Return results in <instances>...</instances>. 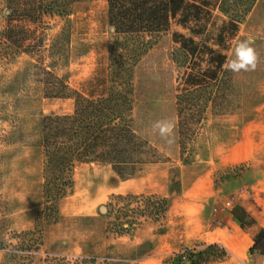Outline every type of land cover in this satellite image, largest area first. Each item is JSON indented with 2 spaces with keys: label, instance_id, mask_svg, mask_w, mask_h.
<instances>
[{
  "label": "rangeland",
  "instance_id": "374dc122",
  "mask_svg": "<svg viewBox=\"0 0 264 264\" xmlns=\"http://www.w3.org/2000/svg\"><path fill=\"white\" fill-rule=\"evenodd\" d=\"M8 14L5 0H0V32ZM212 14L217 26L226 19L217 10ZM45 24L39 55L20 52L6 57L0 52V264H8L7 250L1 246L12 248L15 233L32 230L43 207L40 119L74 109L73 98L45 96V76L38 65L86 91L106 66L113 34L107 0L79 3L68 18L48 17ZM175 32L191 36L189 29L173 23L135 71V125L157 147L162 161L129 178L108 164H77L74 185L59 203L58 221L45 225L39 249L19 251L20 263L46 264L47 257H65L71 264L83 259L88 260L83 264H183V254L190 259L191 253L215 243L212 234H202L219 225L218 214L233 211L243 198L259 207L264 195V0H255L236 36L227 41L229 56L236 40L251 38L259 57L256 69L224 70L206 118L195 135L183 138V147L176 94L184 68ZM161 121L168 126L164 135L155 127ZM175 180L179 185L170 192ZM119 193L167 196L169 208L160 222L142 218L130 233L116 236L106 231V210ZM217 244L214 255L225 257L211 264L228 256L226 246Z\"/></svg>",
  "mask_w": 264,
  "mask_h": 264
},
{
  "label": "trees",
  "instance_id": "16d2710c",
  "mask_svg": "<svg viewBox=\"0 0 264 264\" xmlns=\"http://www.w3.org/2000/svg\"><path fill=\"white\" fill-rule=\"evenodd\" d=\"M85 1L5 0L9 14L6 27L0 32V52L6 57L20 52L39 55L44 47L46 19L68 18L75 6ZM254 3L255 0H107V20L113 34L106 66L95 77V86L86 91L74 89L63 77L37 64L45 76V96L73 98L74 109L40 119L39 144L45 156L43 207L37 212L32 230L15 233L17 243H11L12 248L1 246L7 250L8 264H22L21 251L43 245L44 227L58 221L59 203L74 185L77 164H108L120 176L129 178L146 165L162 161L157 147L135 125V71L143 56L173 23L191 33V36L173 34L179 45L177 57L184 68L179 77L180 91L176 94L182 147L184 137L190 139L197 133L224 73L222 66L230 49L227 41L236 36ZM213 10L226 17L221 25L212 21ZM176 185H179L177 180L173 181L170 192L175 191ZM168 208L169 198L156 193L113 195L106 210V231L122 236L139 226L142 218L160 222ZM164 232L165 229L160 230ZM218 246L214 243L191 253V263L211 264L222 260L224 253L214 255ZM253 248L264 254V231L255 239ZM46 264H71V261L65 257H47Z\"/></svg>",
  "mask_w": 264,
  "mask_h": 264
},
{
  "label": "crops",
  "instance_id": "0c3cea01",
  "mask_svg": "<svg viewBox=\"0 0 264 264\" xmlns=\"http://www.w3.org/2000/svg\"><path fill=\"white\" fill-rule=\"evenodd\" d=\"M256 201L242 199L233 211L218 214L219 225L202 237L212 234L213 242L224 244L228 256L218 264H264V254L253 248L255 239L264 231V195ZM257 208V209H256Z\"/></svg>",
  "mask_w": 264,
  "mask_h": 264
},
{
  "label": "clouds",
  "instance_id": "9594fccd",
  "mask_svg": "<svg viewBox=\"0 0 264 264\" xmlns=\"http://www.w3.org/2000/svg\"><path fill=\"white\" fill-rule=\"evenodd\" d=\"M258 54L252 46L251 38L236 40L230 55L226 58L223 68L225 71L240 73L241 71L255 70L258 64ZM155 127L160 130L161 135L167 132L166 122H157Z\"/></svg>",
  "mask_w": 264,
  "mask_h": 264
},
{
  "label": "built area",
  "instance_id": "2783aa9c",
  "mask_svg": "<svg viewBox=\"0 0 264 264\" xmlns=\"http://www.w3.org/2000/svg\"><path fill=\"white\" fill-rule=\"evenodd\" d=\"M191 262V258L189 259L185 254H183V264H189Z\"/></svg>",
  "mask_w": 264,
  "mask_h": 264
}]
</instances>
